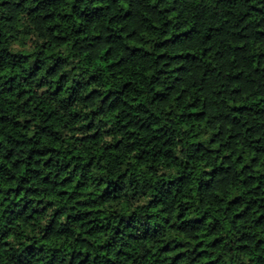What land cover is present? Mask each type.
I'll return each instance as SVG.
<instances>
[{
  "label": "trees",
  "instance_id": "16d2710c",
  "mask_svg": "<svg viewBox=\"0 0 264 264\" xmlns=\"http://www.w3.org/2000/svg\"><path fill=\"white\" fill-rule=\"evenodd\" d=\"M0 264H264V0H0Z\"/></svg>",
  "mask_w": 264,
  "mask_h": 264
}]
</instances>
